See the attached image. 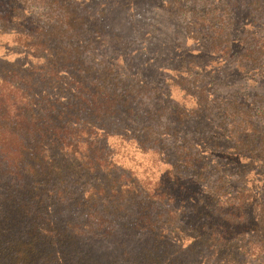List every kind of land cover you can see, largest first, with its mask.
I'll return each instance as SVG.
<instances>
[{
    "label": "trees",
    "instance_id": "trees-1",
    "mask_svg": "<svg viewBox=\"0 0 264 264\" xmlns=\"http://www.w3.org/2000/svg\"><path fill=\"white\" fill-rule=\"evenodd\" d=\"M246 1L253 8H264V0ZM186 8L193 29L204 31L200 36L205 44L226 53L232 42L225 9L210 5V0H202V5L191 2ZM101 32L91 27L85 0H0L4 51L31 58L24 65L0 57V190L5 187L9 198H3L10 199L0 206V264H84L70 256L76 241L98 233L104 218L117 212L120 216L123 209L129 216H143L142 224L161 235L172 233L184 241L189 238L186 228L193 235L182 249L167 247L162 252L160 243L146 260L133 259L130 264H197L183 255L188 251L195 257L209 252L201 257L207 264H264V186L259 197L248 202L235 197L237 208L224 217L205 210L197 225L174 227L173 211H158V201L167 199L164 185L131 180L109 156L110 133L122 140L135 139L153 153L171 156L176 174L190 171L212 189L213 167L209 156L197 150V142L207 146L213 137L200 132L198 137L186 133L179 138V127L191 120L203 117L214 122L207 90L202 85L192 88L196 102L191 107L175 103L156 108L153 98L161 95L160 89L132 77L116 62H95L93 43ZM254 38V46H248L244 55L257 64L264 55V36ZM225 110L223 119L231 117L232 130L224 128V135L236 138V150L250 151L251 143L243 139L247 135L264 144V128L257 131L252 110L249 115ZM164 117L174 119L162 123ZM129 131L134 134L131 138ZM250 152L258 162L264 160L260 147ZM55 199L75 203L86 217L57 221L49 210ZM228 217H238L239 226ZM23 219L30 222L25 233L19 230Z\"/></svg>",
    "mask_w": 264,
    "mask_h": 264
},
{
    "label": "rangeland",
    "instance_id": "rangeland-1",
    "mask_svg": "<svg viewBox=\"0 0 264 264\" xmlns=\"http://www.w3.org/2000/svg\"><path fill=\"white\" fill-rule=\"evenodd\" d=\"M191 2L202 5V0H85V12L91 27L102 31L100 37L95 36L93 43L96 63L102 60L107 64L116 62L132 77L160 89L161 95L153 98L152 104H156V108L161 105L171 107L175 103L191 107L196 102L192 88L200 85L213 100V123L211 119L201 117L179 127L180 139L186 133H194L198 137L200 132L213 137L207 146L197 142V150L209 156L207 160L213 167L210 174L212 189L190 171L176 174L174 160L167 153H153L152 148L144 147L135 139L122 140L113 133L107 140L109 156L115 157L119 170L127 173L131 180L157 182L155 187L158 183L164 185L167 199L158 201V211H173L176 216L174 227L179 224L197 225L205 218V210L224 217L232 208H237L233 207L235 197L236 201L238 197L246 198V201L251 197L258 198V192L264 186V160L258 162L254 152H250L259 147L264 151V144H259L260 138L258 141L250 139L245 133L247 137L243 139L252 146L247 153L239 152L243 150H236V138L224 135V128L232 130L231 117L227 121L223 119L228 112L226 107L243 115H249L252 110L257 131L264 128V55L257 64L244 55L248 46H254V35L264 36V8H253L246 0L239 3L210 0V5L225 9L224 14L228 15L232 43L229 50L222 53L205 44L200 36L204 31L193 29L192 14L186 8ZM35 11L45 14L42 9ZM5 41L0 37V57L29 64L31 58L23 53H6ZM87 54L90 53L87 51ZM187 67H192V70ZM196 72H200L199 75H195ZM171 119L174 118L164 117L161 121L167 123ZM102 130L106 131V128ZM126 134L130 138L134 135L130 131ZM4 188L0 190H4V195H0V206L4 200L10 201L3 198H9V192ZM210 192L212 196L208 195ZM60 202L55 199L49 207L57 221L77 222L82 221V216L86 217L75 203ZM249 208L252 212L251 205ZM244 210L246 214L248 206ZM121 213L120 216L117 212L104 218L98 233H87L85 238L78 239L70 256L84 264H130L133 259L146 260L150 257L149 252L158 250L161 244L162 252L167 247L175 251L193 241L191 229L186 228L189 238L182 241L172 233H156L152 226L142 224L144 218L138 213L129 216L125 209ZM229 219L235 227L239 226L238 217ZM27 222L22 220L19 228L22 233L30 229V222L26 225ZM183 255L197 264H207L206 258L201 257L210 256V253L206 251L201 256L198 252L195 257L188 251ZM248 264L258 262L249 261Z\"/></svg>",
    "mask_w": 264,
    "mask_h": 264
}]
</instances>
